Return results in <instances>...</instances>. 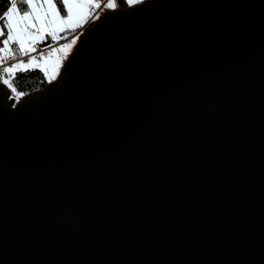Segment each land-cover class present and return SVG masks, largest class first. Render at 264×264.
<instances>
[{
  "label": "water",
  "instance_id": "1",
  "mask_svg": "<svg viewBox=\"0 0 264 264\" xmlns=\"http://www.w3.org/2000/svg\"><path fill=\"white\" fill-rule=\"evenodd\" d=\"M9 97L0 264H264V0L107 12Z\"/></svg>",
  "mask_w": 264,
  "mask_h": 264
},
{
  "label": "snow or ice",
  "instance_id": "2",
  "mask_svg": "<svg viewBox=\"0 0 264 264\" xmlns=\"http://www.w3.org/2000/svg\"><path fill=\"white\" fill-rule=\"evenodd\" d=\"M142 2L143 0H127L129 5ZM114 6L113 0H108L103 5L105 8ZM100 7L99 0H23L19 4L9 0V6L0 15V81L11 90L17 100L25 93L18 91L11 82L15 74L21 70L28 71L29 65L35 64L39 67L46 55L51 56V52L46 54L37 45L44 43L49 37L52 41L65 38L61 33H75L76 28L82 27L81 21L86 16L91 17L92 10ZM77 39L73 35L70 43L60 45V49H69L76 44ZM47 47L51 48V44ZM60 49L53 48L52 51ZM37 52L38 55H33ZM23 57L29 58L25 61ZM8 61L13 63L4 66Z\"/></svg>",
  "mask_w": 264,
  "mask_h": 264
},
{
  "label": "trees",
  "instance_id": "3",
  "mask_svg": "<svg viewBox=\"0 0 264 264\" xmlns=\"http://www.w3.org/2000/svg\"><path fill=\"white\" fill-rule=\"evenodd\" d=\"M113 2L115 5L114 6L115 9H122L126 7L125 0H113ZM8 6H9V0H0V15H2L3 11H5ZM21 6L26 7L23 5ZM0 24H2V22H0ZM70 33L72 32L69 31V32L61 33V35L64 37ZM49 40H51L50 37L47 38L45 41H49ZM48 80L49 79H47L45 74L40 69H38L37 67H29L28 71H23V70L18 71L13 77V80L11 82L15 87H17L18 91H23L25 93L24 96H26L30 93L42 89L48 83ZM12 96L14 97L13 93Z\"/></svg>",
  "mask_w": 264,
  "mask_h": 264
},
{
  "label": "built area",
  "instance_id": "4",
  "mask_svg": "<svg viewBox=\"0 0 264 264\" xmlns=\"http://www.w3.org/2000/svg\"><path fill=\"white\" fill-rule=\"evenodd\" d=\"M99 2L101 3V7L99 9H93V15L91 17H87L86 21L84 22V24L82 25V27H78L75 31V33H70L66 36H64L65 38L63 39H59L58 41H44V43H41L39 45H37L38 49H43V51L47 54L48 52H51V55L55 52L52 51L53 48L55 49H60V45L62 44H66V43H70V41L73 38V35L77 36L79 39V36L81 35V33L86 30L87 28H89L91 25H93L96 21H98L100 18H102L107 12H111L116 10L114 7L111 8H105L103 7L104 4L108 3V0H99ZM77 39V40H78ZM51 44V48L47 47V45ZM2 46V45H0ZM75 44L72 45L69 49H60L59 51H56L57 53V57L62 60V63L66 60V58L69 56L70 52L72 51V49L74 48ZM13 47H15L13 45ZM33 55H38L37 53H33ZM47 56V55H46ZM29 57H23V59L25 61L28 60ZM13 63V61H8L4 66H10V64ZM30 66V65H29ZM0 74H2V67H0ZM0 83H2V81H0ZM15 98V97H14ZM16 99V98H15ZM17 100V99H16Z\"/></svg>",
  "mask_w": 264,
  "mask_h": 264
},
{
  "label": "rangeland",
  "instance_id": "5",
  "mask_svg": "<svg viewBox=\"0 0 264 264\" xmlns=\"http://www.w3.org/2000/svg\"><path fill=\"white\" fill-rule=\"evenodd\" d=\"M86 18L87 16L85 17V19ZM85 19L81 21V24L85 22ZM61 66L62 60L57 57V53L55 51L50 57L46 56L45 60L40 62L39 67H37L35 64L30 65L29 67H37L38 69H40L45 74L47 79H49L48 82H50L52 79H55L57 77Z\"/></svg>",
  "mask_w": 264,
  "mask_h": 264
},
{
  "label": "crops",
  "instance_id": "6",
  "mask_svg": "<svg viewBox=\"0 0 264 264\" xmlns=\"http://www.w3.org/2000/svg\"><path fill=\"white\" fill-rule=\"evenodd\" d=\"M143 1H145V0H143ZM125 2H126V7H130V6H133V5H136V4H132V5H129L128 3H127V0H125ZM139 4V3H138ZM88 17V16H87ZM87 19V18H86ZM86 19H85V21H86ZM83 24H84V22H83ZM82 24V25H83Z\"/></svg>",
  "mask_w": 264,
  "mask_h": 264
},
{
  "label": "clouds",
  "instance_id": "7",
  "mask_svg": "<svg viewBox=\"0 0 264 264\" xmlns=\"http://www.w3.org/2000/svg\"><path fill=\"white\" fill-rule=\"evenodd\" d=\"M14 2L19 4V3H22L23 0H14Z\"/></svg>",
  "mask_w": 264,
  "mask_h": 264
},
{
  "label": "bare ground",
  "instance_id": "8",
  "mask_svg": "<svg viewBox=\"0 0 264 264\" xmlns=\"http://www.w3.org/2000/svg\"><path fill=\"white\" fill-rule=\"evenodd\" d=\"M100 19H101V18H100ZM100 19H99V20H100ZM99 20H98V21H99ZM98 21H96V22H98ZM96 22H95V23H96ZM79 37H80V36H79Z\"/></svg>",
  "mask_w": 264,
  "mask_h": 264
}]
</instances>
